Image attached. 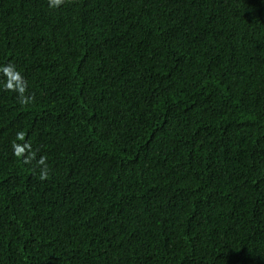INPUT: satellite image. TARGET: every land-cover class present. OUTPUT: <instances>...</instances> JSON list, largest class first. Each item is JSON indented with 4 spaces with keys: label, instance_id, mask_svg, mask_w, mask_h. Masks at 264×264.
<instances>
[{
    "label": "trees",
    "instance_id": "obj_1",
    "mask_svg": "<svg viewBox=\"0 0 264 264\" xmlns=\"http://www.w3.org/2000/svg\"><path fill=\"white\" fill-rule=\"evenodd\" d=\"M0 264H264V0H0Z\"/></svg>",
    "mask_w": 264,
    "mask_h": 264
},
{
    "label": "clouds",
    "instance_id": "obj_2",
    "mask_svg": "<svg viewBox=\"0 0 264 264\" xmlns=\"http://www.w3.org/2000/svg\"><path fill=\"white\" fill-rule=\"evenodd\" d=\"M52 2L58 5L61 2V0H52Z\"/></svg>",
    "mask_w": 264,
    "mask_h": 264
}]
</instances>
